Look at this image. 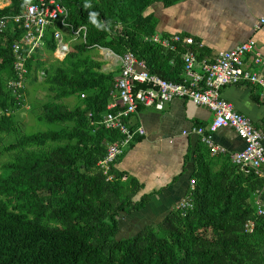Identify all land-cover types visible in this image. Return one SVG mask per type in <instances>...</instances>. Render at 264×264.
Masks as SVG:
<instances>
[{"label": "trees", "instance_id": "16d2710c", "mask_svg": "<svg viewBox=\"0 0 264 264\" xmlns=\"http://www.w3.org/2000/svg\"><path fill=\"white\" fill-rule=\"evenodd\" d=\"M10 1L0 9V18L18 15L24 3L36 0ZM179 1L60 0L68 9V22L87 28L86 42L71 43L63 61L48 63L44 57L53 56L56 49L50 30L45 45L26 62L25 83L45 87L51 101L42 103L44 118L59 126L21 135L4 148L13 156L2 165L8 175H0V264L264 263V216L256 215L253 204L262 179L243 174L229 159L213 171L202 143L195 150L190 179L194 189L187 193L191 207L173 209L135 235L117 237L120 214L140 210L149 196L134 202L140 189L137 181L123 182L114 168L115 179L107 181L97 166L108 142L120 135L98 124L115 80L101 72V63L91 52L95 46L116 55L131 51L153 74L180 81L186 50L171 52L144 41V36L155 33L145 15L147 7ZM56 28L62 29L59 24ZM23 35L12 22L0 33V134L18 132L15 111L23 105L26 90L13 92L6 82L16 79L12 47ZM190 51L197 59H206L203 50ZM39 71L44 74L42 82L37 81ZM72 97V106L64 104ZM249 221L254 223L252 232L246 227Z\"/></svg>", "mask_w": 264, "mask_h": 264}, {"label": "crops", "instance_id": "0c3cea01", "mask_svg": "<svg viewBox=\"0 0 264 264\" xmlns=\"http://www.w3.org/2000/svg\"><path fill=\"white\" fill-rule=\"evenodd\" d=\"M145 15L151 18L155 33L192 37L191 48L203 50L205 60H212L219 52L247 40L255 41L264 58V24L260 23L264 18V0H181L171 6L157 2L147 7ZM98 50L103 57L100 60L105 61L101 62V72L112 74L115 80L120 72V59ZM261 73L264 76V67ZM221 97L264 132V90L260 86H227L221 90ZM212 116L205 106L187 99H174L162 110L139 106L137 112L126 119L131 130L141 127L145 133L136 135L113 168L122 174L123 182L133 179L140 185L134 202L142 196H149V200L138 211L120 214L118 238L130 237L132 232L138 233L156 224L187 196L195 171V150L202 143L193 129L206 127ZM212 139L226 151L212 154L204 144L209 150L207 160L211 161L213 171L219 170L224 159L231 160L230 155L245 146L231 128L217 130ZM261 179L263 186L253 196L255 212L258 205L264 208V177ZM261 254L264 259V245Z\"/></svg>", "mask_w": 264, "mask_h": 264}, {"label": "built area", "instance_id": "2783aa9c", "mask_svg": "<svg viewBox=\"0 0 264 264\" xmlns=\"http://www.w3.org/2000/svg\"><path fill=\"white\" fill-rule=\"evenodd\" d=\"M10 5L11 1L6 0L5 4L0 3V9ZM68 18V9L60 0L27 2L23 4V9L18 15L0 18V33L6 29L9 22L24 31L22 39L12 47L16 79L9 80L7 87L13 89V92L25 87L26 62L36 49L45 45L50 30H54L56 49L53 57L56 60L63 61L66 58L71 43L86 42L87 28L74 27L68 22ZM260 23L264 24V18ZM57 24L62 29L56 28ZM62 30L68 32L69 40H65L66 36ZM144 41L152 47L171 52L184 48L186 52L181 55L183 74L178 82L167 81L150 72L145 62L139 60L131 51L116 55L109 49L95 46L111 58L120 59V72L110 93V102L98 122L105 129L116 131L120 135L116 141L108 142L104 158L97 163L106 180L115 179L112 173L115 161L136 135L145 133L141 127L131 130L126 119L136 113L139 106L162 110L166 103L174 99H187L195 105L207 107L212 112L211 122L206 127L193 129V133L208 146L212 154L226 152L224 148L214 144L213 134L221 128L233 129L244 141L245 146L243 150L230 155L231 162L243 174H254L258 178H263L264 132L257 129L248 118L237 112L231 103L221 97V90L227 86L250 84L258 85L264 90V76L261 73L264 58L258 51L255 41L247 40L230 50L219 52L213 60L196 58L190 51L194 44L192 37L178 34L163 36L154 33L144 36ZM88 116L92 117V114ZM183 134L186 135L187 132ZM194 185V180H190L189 189L193 190ZM190 207L191 199L185 196L175 209L185 210ZM256 213L258 216H264V208L258 205ZM253 226L252 221L247 223L248 232H252Z\"/></svg>", "mask_w": 264, "mask_h": 264}, {"label": "rangeland", "instance_id": "374dc122", "mask_svg": "<svg viewBox=\"0 0 264 264\" xmlns=\"http://www.w3.org/2000/svg\"><path fill=\"white\" fill-rule=\"evenodd\" d=\"M1 4H5L6 0L0 1ZM62 33L65 34V36H68V32L66 30H62ZM71 49V48H70ZM101 50H93L91 52L92 58H95V61L101 63L105 61H101L103 57L99 55ZM103 53V51H102ZM44 59L49 63V62H54V57L51 55H47L44 57ZM44 79V74L42 71L38 72V77L37 81L42 82ZM7 85V82H6ZM7 88V87H6ZM25 90L23 92V105L20 107V109L15 111V120H16V127L18 129V132L16 134L12 135H5V134H0V175H8L9 169L4 168L2 166L4 163H6L8 160H10L13 156V152L11 151H5L4 148L8 146L9 144L16 142V140L21 136L26 133H33V132H42V131H47L50 129H55L58 126L56 125H51L48 123V121L44 118V108L42 106V103L45 102H50L51 98H47V90L45 87H31L28 83H25ZM75 99L69 98L64 101V104L67 106H71V103H74ZM158 220L157 222H160ZM132 235H135L136 232H132Z\"/></svg>", "mask_w": 264, "mask_h": 264}]
</instances>
